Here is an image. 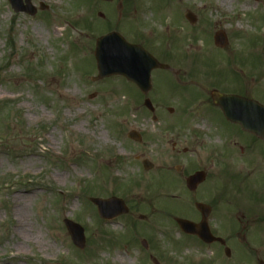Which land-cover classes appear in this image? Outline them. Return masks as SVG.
I'll use <instances>...</instances> for the list:
<instances>
[{
	"label": "rangeland",
	"instance_id": "obj_1",
	"mask_svg": "<svg viewBox=\"0 0 264 264\" xmlns=\"http://www.w3.org/2000/svg\"><path fill=\"white\" fill-rule=\"evenodd\" d=\"M30 2L34 16L0 0V264H137L129 229L100 219L91 199L119 197L128 185L133 200L141 191L145 197L151 181L136 185L139 161L161 165L156 159L168 157L172 136L197 131L207 146L222 147L225 133L207 124L201 102L214 83H244L264 102V0ZM110 32L179 71L152 73L146 98L163 117L156 123L123 78L91 81L95 41ZM218 32L227 39L223 50L214 46ZM179 110L186 119L167 134ZM117 127L138 131L144 144L121 139ZM192 157L200 158L198 148ZM64 220L84 229L83 250Z\"/></svg>",
	"mask_w": 264,
	"mask_h": 264
},
{
	"label": "flooded vegetation",
	"instance_id": "obj_2",
	"mask_svg": "<svg viewBox=\"0 0 264 264\" xmlns=\"http://www.w3.org/2000/svg\"><path fill=\"white\" fill-rule=\"evenodd\" d=\"M155 71L172 77L179 74H173L171 68ZM244 85L227 87L214 83L204 90L207 98H201L207 124L225 133L222 147L207 146L194 131L188 136H172L166 142L168 157L156 159L161 165L149 161L145 167V159H136L142 169L136 185L139 188L142 178H146L151 181L149 189L143 191L147 192L145 197L141 191L133 200L128 185L127 192L118 195L124 202L125 213L109 222L119 221L129 229L125 240L135 249L137 264H264V141L226 120L210 96L216 91L255 100L264 106V102L246 92ZM183 113L179 110L176 118H168L167 134L173 133L176 123L184 122L187 114ZM154 114L157 120L163 118L158 111ZM132 131L140 142L127 137ZM129 132L116 128L121 139L125 134L131 143L144 144V135L136 130ZM194 145L200 158L192 157L197 150ZM193 176L199 182L188 184ZM178 202L185 204L184 214L174 208ZM180 219L199 228L201 237L183 231L177 222Z\"/></svg>",
	"mask_w": 264,
	"mask_h": 264
},
{
	"label": "water",
	"instance_id": "obj_3",
	"mask_svg": "<svg viewBox=\"0 0 264 264\" xmlns=\"http://www.w3.org/2000/svg\"><path fill=\"white\" fill-rule=\"evenodd\" d=\"M31 0H8L14 13H23L34 16L36 9L31 5ZM110 2L112 0H99ZM45 9L44 6H40ZM101 16V15H99ZM185 18L191 23L196 22L191 13H186ZM214 44L219 48L226 46V38L222 33L214 36ZM94 57L98 75L92 81H98L110 76H122L128 82L133 83L138 90L147 95L151 89L150 73L155 69H166L167 67L159 64L142 48L128 44L117 33H110L97 39ZM212 100L215 105L219 106L224 116L231 122L238 124L244 131L256 136L264 141V108L257 103L244 100L236 96H223L216 92L212 93ZM144 106L153 111L149 100L144 101ZM133 140L138 141L134 134L129 135ZM146 167V163L143 164ZM198 175V174H196ZM199 179L193 176L188 179V184H196ZM91 202L96 205L98 215L102 219H112L120 214H124V205L121 200L111 198L109 200L92 199ZM199 207V205H198ZM121 208L123 210H121ZM182 230L194 233L201 237L199 228L192 226L185 220H178ZM67 232L73 245L83 250L85 246L83 229L68 220L64 221Z\"/></svg>",
	"mask_w": 264,
	"mask_h": 264
}]
</instances>
